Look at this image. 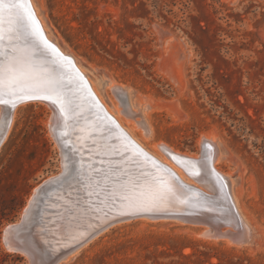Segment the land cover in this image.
<instances>
[{
    "label": "rangeland",
    "instance_id": "1",
    "mask_svg": "<svg viewBox=\"0 0 264 264\" xmlns=\"http://www.w3.org/2000/svg\"><path fill=\"white\" fill-rule=\"evenodd\" d=\"M35 3L68 56L90 77L103 73L104 81L92 80L111 110L120 103L108 80L130 88L134 108L149 103L148 135L140 119L120 113L149 150L158 144L197 159L202 137H217L225 156L216 169L236 181L238 208L255 233L254 244L229 246L203 239L201 226L141 218L111 227L61 264H264V0ZM18 107L0 147V264H29L6 247L5 231L62 172L51 110L38 101Z\"/></svg>",
    "mask_w": 264,
    "mask_h": 264
},
{
    "label": "water",
    "instance_id": "2",
    "mask_svg": "<svg viewBox=\"0 0 264 264\" xmlns=\"http://www.w3.org/2000/svg\"><path fill=\"white\" fill-rule=\"evenodd\" d=\"M7 3L8 0H5V6ZM23 34L25 35V32ZM27 39L37 49L35 52L36 56H42L45 61L43 65L46 64L45 66L63 71L65 73L64 77L67 76V70H74L71 65L73 64L71 56L63 57L61 54L59 55L52 46L56 53L68 64L66 66L67 69H64L57 59L59 56L54 54L52 50L44 48L43 45L42 47L39 44L41 42L35 37L27 35ZM9 52H11V47H0V53L3 56ZM1 54L0 64H3L4 58L1 57ZM33 62L41 66V62H38L37 59H33ZM72 84L79 86L77 80H74ZM72 84L69 86H72ZM84 84V89L81 91L76 90V94L82 92L83 95H89L92 98V94L86 87L85 80ZM114 95L118 99L120 106L125 110L128 104L127 92L122 89H115ZM5 99L7 100L8 97H5ZM35 101L58 107L51 100L44 99L17 100L14 108L11 105L7 107L13 113L15 108L21 103ZM124 103L126 106H124ZM4 107V105H0V108ZM98 114L95 112V115L99 117ZM95 115L69 116L68 122H71L69 128L73 129L74 135L76 134V137H78L77 134L82 131L80 129L81 125L83 126V123H87ZM103 115L108 118L106 114L103 113ZM7 130L0 132V143L4 139ZM103 132L106 133L105 131ZM90 135L92 137L96 136V134ZM97 135L100 136L102 134ZM119 139H123L125 142L112 146L106 140L98 142L93 140L92 142L87 139L84 140L83 144L76 147L75 144L71 145L68 140L67 142H61L60 136H58L60 147L64 150L63 153L65 154V151H67L66 155H68V158H65L66 171L61 161V174L65 171V176L60 174L59 179L52 178L38 189L35 195L36 205H32L27 215L22 216L19 224H14L7 228L8 233L5 235L6 239H4L6 247L12 243L13 250L25 255L29 264H34V261L36 264L39 262L42 264H59L65 261L68 255L81 249L111 227L141 218L155 221L174 220L189 225L201 226L205 230V235L209 238L228 241L237 247L254 244L255 233L253 229L250 226L246 227L244 222L238 217L232 204L227 184L228 178L213 169V161L210 164L212 173L209 176L192 178L200 190L195 187H188L182 183L169 168L144 153L129 141L125 135H120ZM200 150L198 158H204V143L200 144ZM161 151L163 152V150ZM169 157L177 167H182L184 164L190 166L191 169L189 170L192 172L188 171L187 174L194 173L193 159L172 153H170ZM145 176L149 179L151 176L163 178L169 186L174 183V186L178 189L177 192L183 197L186 205L190 206L194 202H199V206L203 211L198 212L190 208L177 211L140 208V210L131 213L113 214L116 212L111 211L106 205L113 201V197L118 198L115 192L119 191V189L121 190L122 182L125 184L131 179L137 177L143 179ZM98 208H101L102 214L100 212L97 214L102 218L104 217L105 220L89 228L87 225L91 223L87 224L86 219H92L91 221L97 222L99 219H93L91 214L99 211L96 210ZM79 219L83 224L77 225ZM67 221L69 222L67 224L70 227L69 229L74 231V233L79 232V235L74 239L67 235L66 238L69 240L57 241L58 243L56 242L57 244L53 245L52 240H49L50 238L48 237L49 234H52L50 230H55L60 225L59 223H66Z\"/></svg>",
    "mask_w": 264,
    "mask_h": 264
},
{
    "label": "bare ground",
    "instance_id": "3",
    "mask_svg": "<svg viewBox=\"0 0 264 264\" xmlns=\"http://www.w3.org/2000/svg\"><path fill=\"white\" fill-rule=\"evenodd\" d=\"M26 3L28 5V11L32 14V18L35 20L36 25L39 27L40 32L43 35V38L48 42V44H50L51 46H53L57 50L59 55L61 54L63 57H68V53H66V49L61 47L56 42V40L53 38V35H51L52 31L50 30V27L47 26L45 20H43V18L41 17L40 11L38 9V6L35 3V0H26ZM24 32L25 31L22 28H20L15 33L12 34L11 39H9L8 36H6L4 41L0 42V47L1 46L2 47H4V46L11 47V52L4 54V56L1 53L0 54H1V57L4 58L3 59V63H4L6 58H11L13 55L19 54L18 52H12V51H14V49H29L30 51H32L34 53L32 58L37 59L38 62H41L40 67H42L46 71H48L54 75H57L63 79V81L66 85L65 89H64V93L72 101V111L71 112H68V111L61 112L59 105H58V107L57 106L53 107L52 105H50L48 103H46L45 105H47V107L51 110V113H52V116H51V119L49 122L50 134H51V137L56 142L58 148L60 149V153L63 155L62 156V163H63V166L65 168L64 169L65 171H66V166H67V164L65 163V158H68V155H66L67 151H65L66 152L65 154L63 153L64 150L62 149V147H60V142L58 140V136H60L61 142H64V141L67 142V140H68L71 145L75 144V146L77 147V146H80L81 144H83L84 140H87V139H90L92 142H93V140L97 141V142L106 140L107 143H110L112 146L113 145L116 146L117 144L125 142L123 139H119L120 135H125L127 137V139L129 141H131L136 147H138L144 153L151 156L154 160L158 161L163 166H166L167 168H169L179 178V180L182 183H184L185 185H187L188 187H195V188L200 189L192 180H190V178L191 179L194 177L200 178V177H203L206 175L209 176L212 173V169L210 166L211 161H213V169H215L217 172H219L216 169V167L222 162L221 160L225 156V151L221 147V144H219V140L216 139L217 138L216 136H215L216 138L214 136H211V135L202 137L200 144L201 143L205 144V151L204 152L202 151L204 158L193 159L189 156H183L180 153H177L176 151L174 152V151H172V150H170L167 147L162 146V145H161L162 146L161 147L158 144L153 145L150 148L151 150H149L146 147V145H144V143H143V141H145L143 139L144 138L143 135L141 134L139 136L140 138L138 136H137L138 137L137 138L134 134V132L138 131V127H137L138 125L145 130L146 135L149 134V130L146 127V124H145L144 119H143V116L147 118V114L149 111V110H147V108L149 107L148 102H146V104L141 105V106L138 105L139 107L135 106V108H134L133 106H131L134 103L132 102V99H130V96H129L130 88L129 87H120V86L115 87L114 83L111 80H108L109 84L106 83V81H105V82H102L103 85H105V86L109 85L111 87L110 91H112L113 94H114L115 89L125 90L127 92V99H128V104L126 106L127 110L125 107V110H122V112H120L118 110V108L121 107L120 105L119 106L117 105V110L116 109L111 110L104 100V93H103L104 87L102 89H98V87L95 86V83L92 80V79H95L98 82L100 79L101 81H104L102 79L103 77H100L103 74L102 72H98L97 70L93 69V71L98 72V75H96V73L93 72L92 73L93 77L92 76L90 77L89 73L84 68H82L83 66L80 65L81 62L79 63L78 59H76L78 61L73 59V64H71V65L74 68V70L73 69L67 70L66 71L67 76L64 77L65 73L63 71H61L57 68L50 67V66H45L46 64L43 65V63L45 61L42 59V56H39V55L36 56L35 52L37 51V49L32 46V43H30V40L27 39L28 34L25 32V35H24L23 34ZM39 44L41 46L42 45L44 46V44L42 42ZM44 48H46V47L44 46ZM45 50H47V49H45ZM71 57H73V56H71ZM57 59H58L59 63L61 64V66L64 69H67L66 66H68V64L65 62V60L61 56H59ZM96 76L97 77L99 76V78H97ZM106 78H108V77H106ZM74 80L78 81L79 86L77 84H74V85L72 84ZM84 80L86 81V84H87L86 87L88 88V90L92 94V98H91V96L89 97V95H83L82 92L79 93L80 95L76 94L78 90L81 91L82 89H84V86H85ZM71 84H72V86H69ZM27 103H29V102H23V103H21V105L22 104L26 105ZM18 106H20V105H18ZM18 106L15 108V110L13 112V115H12L13 121H14V116L17 112V109L19 108ZM131 108L134 109V111L135 110L136 111L133 112L131 110ZM95 112L99 113L98 114L99 117L97 115H95ZM103 113L106 114L108 118H106L105 115H103ZM120 113H123V114L127 115L128 117H131L134 120L140 119V122L136 121L137 126L135 124H130L129 122H126L121 117ZM86 114H91V115H95V116H94V118L89 119V121L87 123L86 122L83 123V126L81 125L80 129L82 131H80L77 134L78 137H76V134L74 135V133H73L74 132L73 129L69 128V126L71 125V122H68L69 121L68 117L69 116L72 117L73 115L78 117L80 115L84 116ZM103 116H104V118H103ZM10 124H12V123H10ZM11 126L10 125L8 126V130H7V133L4 137V139H6V137L8 136L9 130H10V128H12ZM103 131H105L106 133H104ZM136 133H139V132H136ZM90 134H96V136L92 137V135H90ZM97 134H102V135L99 136ZM4 139L2 140V142L4 141ZM2 142L0 143V147L2 145ZM158 147H160V149H158ZM130 149H132V148L130 147ZM161 150H163V152ZM170 153L175 154L177 156L179 155V156L188 157L190 159H193L192 161L194 162V164H192V166H194V169H193L194 173L187 174V172L190 171L189 169H191V167L184 164V166H182L180 168L182 169V171H184V173L187 175L186 176L179 168H177L172 162H170L171 161L170 157H169ZM65 171H64V173L61 174L62 176H65ZM190 172H192V171H190ZM59 178H60V176L53 178V179L57 180ZM227 178H228L227 184L229 186L230 198H231L232 204L235 208V211H236L238 217L241 219V221L244 222V224L247 227L249 225L244 220V218H243V216H242V214L238 208L237 195H236V191H235V187H234L237 183L235 180L232 181L231 176H228ZM123 183L124 182H122V185H123ZM170 186L174 192V195L169 197L167 200H165L163 202H160V203H158L154 206H151V207H147V208H149V210L154 208L155 210H161V211H177L179 209L183 210L184 208L185 209L190 208V209L196 210L198 212L203 211V209L199 206V202H194L190 206L186 205L184 203L183 197L180 195V193L177 192L178 189L176 188V186H174V183H171ZM33 195H34V193H33ZM115 195H117L119 199L117 197H113V201L110 202V204L106 205L107 207L110 208L111 211L116 212L113 214H117V213L125 214V213H131V212L140 210L139 207L130 206L127 201L122 199L120 189H119V191L115 192ZM34 204L36 205L35 197H34V200L31 202V205H29L28 209L27 210L25 209L26 215L30 211V208L32 207V205H34ZM100 209L101 208L96 209L99 211H96V213L91 214L93 219L94 218L99 219V220H97V222L91 221L92 219H86L87 224L91 223L90 225H87V226H89V228H91L95 224L100 223V222L105 220L104 217L102 218L99 214H97L98 212H100V214H102ZM70 218H72V217H70ZM142 220H144V219H142ZM158 221L159 220H157V222ZM174 222H176V221H174ZM68 223H69L68 221L66 223L65 222L59 223L60 225H58L55 230H53V229L50 230V233H52V234L51 235L49 234L48 237L50 238L49 240H52L51 242H53V245L57 244L61 240L62 241L69 240L66 238L67 235L73 239L79 235V232L74 233V231H71L69 229L70 227L67 226ZM81 224H83V223L79 219L77 225H81ZM7 231L8 230L6 229L5 235L8 233ZM76 231H77V229H76ZM78 231H81V230H78ZM201 237L203 239H208V240L211 239L205 235V230L203 231ZM226 244L231 246L232 243L226 241ZM232 245H234V244H232ZM7 248L11 251H14L13 250L14 247H13L12 243H10ZM77 251H75V252H77ZM74 253H71L70 255H68V257L65 260H67ZM61 263H59V264H61ZM38 264H42V263L39 262Z\"/></svg>",
    "mask_w": 264,
    "mask_h": 264
},
{
    "label": "snow or ice",
    "instance_id": "4",
    "mask_svg": "<svg viewBox=\"0 0 264 264\" xmlns=\"http://www.w3.org/2000/svg\"><path fill=\"white\" fill-rule=\"evenodd\" d=\"M22 28L28 35L35 37L54 54L56 50L43 38L32 14L28 11L26 0H0V41ZM19 54L6 58L0 64V132L6 131L11 123L12 108L17 100L44 99L51 100L60 107L61 112L72 111V101L64 93L65 83L33 62V52L29 49H14ZM58 55V54H57ZM5 97H8L6 100ZM174 192L163 178L151 176L143 179L137 177L121 185L122 199L130 206L147 208L167 200ZM34 264L36 262L34 261Z\"/></svg>",
    "mask_w": 264,
    "mask_h": 264
}]
</instances>
